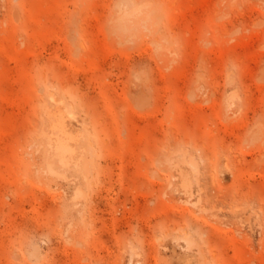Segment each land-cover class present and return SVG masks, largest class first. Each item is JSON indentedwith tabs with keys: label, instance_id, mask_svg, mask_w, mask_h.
Returning <instances> with one entry per match:
<instances>
[{
	"label": "rangeland",
	"instance_id": "rangeland-1",
	"mask_svg": "<svg viewBox=\"0 0 264 264\" xmlns=\"http://www.w3.org/2000/svg\"><path fill=\"white\" fill-rule=\"evenodd\" d=\"M263 48L264 0H0V264H264Z\"/></svg>",
	"mask_w": 264,
	"mask_h": 264
},
{
	"label": "bare ground",
	"instance_id": "bare-ground-1",
	"mask_svg": "<svg viewBox=\"0 0 264 264\" xmlns=\"http://www.w3.org/2000/svg\"><path fill=\"white\" fill-rule=\"evenodd\" d=\"M120 25V24H119ZM264 49V48H263ZM139 105V104H138ZM137 105V106H138ZM139 106H141L142 107V105L140 104ZM63 121V120H62ZM59 123V122H58ZM58 123L57 124H54V125H57V127H59L58 126ZM61 124V123H60ZM64 129H65V127H63ZM63 128L62 127H60V128H55L56 130H54L52 133H51V135L52 136H54V138L53 139H49V137L48 138H46L47 139V142H48V144H49V146H50V148L52 149L51 151H52V153H53V155L52 154H50V155H52V157L53 156H55V158H59V159H61V161L63 162V158H65V155L67 154V153H69V151L66 149V147H65V145H64V143H63V139H62V135H64L63 133H65L64 131H63ZM46 134V133H45ZM47 137V136H46ZM48 157V156H47ZM51 158V157H50ZM66 159V158H65ZM60 161V162H61ZM68 161V160H67ZM54 162V161H53ZM66 162V161H65ZM50 164V163H49ZM61 164V163H60ZM64 164H66V163H64ZM68 164V163H67ZM51 165H53V163L51 164ZM50 165V166H51ZM62 165V164H61ZM47 166V165H46ZM49 166V167H50ZM63 166V165H62ZM47 169H49V168H47ZM55 173V172H54ZM54 173L53 172H51V170H50V172H49V174H53L54 175ZM57 173V172H56ZM57 176V175H56ZM55 176V177H56ZM61 175H59V177H60ZM39 253V252H38ZM39 255V254H38ZM30 256L31 257H33V258H36V256H37V250L36 249H33L32 250V252L30 253ZM39 257V256H38Z\"/></svg>",
	"mask_w": 264,
	"mask_h": 264
}]
</instances>
